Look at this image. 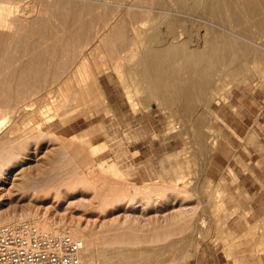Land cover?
Listing matches in <instances>:
<instances>
[{
  "label": "bare ground",
  "instance_id": "obj_1",
  "mask_svg": "<svg viewBox=\"0 0 264 264\" xmlns=\"http://www.w3.org/2000/svg\"><path fill=\"white\" fill-rule=\"evenodd\" d=\"M263 38L264 0H0V99L13 104L3 117L19 113L37 119L33 130L13 126L0 134V226L31 223L53 235L69 234L82 242L81 263H92L97 243L90 231L30 207L2 208L6 185L9 193L37 192L69 184L75 175L96 174L68 149L47 146L48 153L39 158V143L55 140L43 127L56 119L66 124L112 114L99 82L110 68L123 80L135 115L154 99L179 105L188 117L198 104H208L219 75L235 83L261 68L264 82ZM119 51L129 56L118 59ZM125 75L133 78L132 86ZM52 84L57 89L48 88L46 99L33 109L32 96ZM196 125L199 130L201 123ZM98 149L92 146L91 153ZM32 160L37 164L28 166ZM173 188L189 194L185 187ZM151 189L147 184L143 191Z\"/></svg>",
  "mask_w": 264,
  "mask_h": 264
},
{
  "label": "rangeland",
  "instance_id": "obj_2",
  "mask_svg": "<svg viewBox=\"0 0 264 264\" xmlns=\"http://www.w3.org/2000/svg\"><path fill=\"white\" fill-rule=\"evenodd\" d=\"M126 56H129L128 51L117 54L118 59ZM122 71L130 75L127 68ZM259 71H262L261 68ZM259 71L248 72L247 80L235 83L230 77L219 75L216 77L219 83L213 85L216 92L210 90L207 106L198 104L188 117L180 114L179 105H163L154 99L147 104L148 108L135 115L125 94L128 90L124 89L123 80L112 68L103 71L99 82L111 105L112 114H94L88 120L81 116L66 124L56 119L43 127V132L54 135L55 140L39 143V158L46 156L47 146L49 149L54 146L68 149V153L77 156L79 161L84 160L86 168L95 167L96 174L75 175L69 184L37 192L9 193L11 186L6 185L2 208L22 211L30 207L48 214L54 221L73 223L90 231L97 243L95 257L90 264H194L191 261L199 255L204 232L210 225L219 226L222 209L264 207L262 194L244 193L236 182L230 185L229 191L221 184L203 182L209 156L220 144L233 142L246 151L244 155L249 161L259 159L262 154L255 152L251 145L261 144V149H264V82L259 80ZM128 77L129 81L133 79ZM125 80L128 81V78ZM133 82H126V85L132 86ZM48 88L56 90L57 86L52 84L42 92L37 91L39 94L31 98L34 100L33 109L37 110L42 100L46 99L44 93ZM12 106V103L0 99V134L13 126L19 131L33 130L37 122L35 118L19 113L3 117L4 111ZM224 112L239 113V118L232 123L241 125L240 137L226 125V121L219 118ZM196 121L201 123L199 130L195 127ZM229 134L236 138L230 139ZM252 135L254 140L250 141ZM165 142L171 143L172 147L166 149ZM94 145L99 149L92 154ZM166 150L175 151L168 157L170 168L167 174L164 170ZM242 154L236 153V162L241 161ZM150 162L157 166L156 174L150 177L153 181L140 183L149 178L141 174L133 183L134 171L140 165L148 166ZM36 164L35 160L28 162V166ZM231 173L234 175V171ZM90 181L96 182V189ZM147 184L151 185V191H143ZM174 186L187 188L188 196L179 195ZM249 186L253 191L261 188L259 184ZM199 200L202 206H199ZM198 207L197 213H194ZM181 219L185 220L178 225ZM130 252L133 255H128Z\"/></svg>",
  "mask_w": 264,
  "mask_h": 264
},
{
  "label": "crops",
  "instance_id": "obj_3",
  "mask_svg": "<svg viewBox=\"0 0 264 264\" xmlns=\"http://www.w3.org/2000/svg\"><path fill=\"white\" fill-rule=\"evenodd\" d=\"M221 120L226 121V125L231 127L236 136L240 137V127L232 123V120L239 118L237 112L220 113ZM244 137V136H243ZM253 135L249 140H254ZM229 138H236L229 134ZM170 144V145H168ZM255 152H262L259 159L249 161L244 155V149H239L236 144L228 143L219 145L209 156L205 183L221 184L226 191L231 190L230 185L237 183L241 185L244 193H260L264 196V149L261 144H253ZM172 147L171 143L165 142V148ZM243 153L240 162H236V153ZM141 154V152L139 151ZM174 150H166L165 174L169 170L168 157L174 154ZM156 159V157H155ZM250 159V158H249ZM157 166L151 162L148 166L140 165L134 172L132 182L136 183V178L141 174L149 178L140 183H150V177L156 174ZM234 171V175L231 173ZM236 178V180L234 179ZM167 182V181H165ZM259 184L261 188L253 191L249 186ZM260 194L258 196H260ZM220 224L210 225L204 232L199 255L194 264H263L264 263V207L252 208H226L222 209Z\"/></svg>",
  "mask_w": 264,
  "mask_h": 264
},
{
  "label": "built area",
  "instance_id": "obj_4",
  "mask_svg": "<svg viewBox=\"0 0 264 264\" xmlns=\"http://www.w3.org/2000/svg\"><path fill=\"white\" fill-rule=\"evenodd\" d=\"M82 242L31 223L0 226V264H82Z\"/></svg>",
  "mask_w": 264,
  "mask_h": 264
}]
</instances>
